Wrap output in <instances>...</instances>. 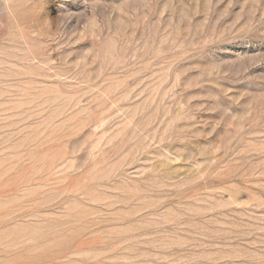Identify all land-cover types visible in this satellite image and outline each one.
Instances as JSON below:
<instances>
[{
  "label": "rangeland",
  "instance_id": "374dc122",
  "mask_svg": "<svg viewBox=\"0 0 264 264\" xmlns=\"http://www.w3.org/2000/svg\"><path fill=\"white\" fill-rule=\"evenodd\" d=\"M0 264H264V0H0Z\"/></svg>",
  "mask_w": 264,
  "mask_h": 264
}]
</instances>
